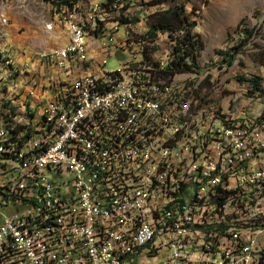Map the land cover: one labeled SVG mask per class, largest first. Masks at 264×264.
<instances>
[{
    "label": "built area",
    "instance_id": "obj_1",
    "mask_svg": "<svg viewBox=\"0 0 264 264\" xmlns=\"http://www.w3.org/2000/svg\"><path fill=\"white\" fill-rule=\"evenodd\" d=\"M109 6L128 8L123 0ZM109 6L94 3L96 23L68 18L44 27L61 29L64 43L33 58L41 63L52 54L55 70L25 71L50 92L27 103L10 97L27 115L47 117L48 126L21 128L11 138L0 125V264H175V257L183 264H264L263 236L223 234V225L251 232L264 223V100L250 94L248 104L231 110L228 101L203 100L199 70L173 71L172 61H163L172 53L166 31H154V62L143 64L136 40L123 38L122 29H141L154 10L144 21L134 13L129 23L107 22L96 32L97 60L59 67L60 56L89 50L87 24H98ZM183 91L200 102L184 105ZM146 229L153 238L124 256L126 241ZM109 254L118 262L107 263Z\"/></svg>",
    "mask_w": 264,
    "mask_h": 264
},
{
    "label": "rangeland",
    "instance_id": "obj_2",
    "mask_svg": "<svg viewBox=\"0 0 264 264\" xmlns=\"http://www.w3.org/2000/svg\"><path fill=\"white\" fill-rule=\"evenodd\" d=\"M90 1L93 0H75L82 5ZM111 1L114 4V0ZM102 2L107 3V0ZM123 2L127 3L128 8L111 6V9H108L107 22L114 20L117 23H129L134 13L144 21L150 10H159L173 4L182 5L184 14L196 23L192 31L199 35L203 43L193 63V70H199L200 77L203 78L199 88L203 100L213 101L217 106L228 101L230 110L248 104L252 99L250 94L258 100H264V91L261 89L264 86V0H162L158 3L152 0H123ZM57 8L58 6L51 2H44L42 6V0H0V16L4 15L7 18L5 22L0 19V113L10 107L17 121L24 120L26 111L22 112L23 108L10 103L11 100L4 94L7 92L5 88L7 89L9 81V78H6L7 74L14 78L19 72L17 69L19 64L22 63V69L30 68L37 52L48 51L64 42L65 36L61 29L52 31L43 27L45 22L53 19ZM244 29L250 30L247 37L244 35ZM147 30V24H141V29L124 27L122 37L136 40L144 51L153 54L154 57L157 35L149 42L146 39V32L143 37V31ZM164 44L172 51L173 43L169 38ZM91 46L95 51V42ZM232 46L238 47L230 62L217 54L218 49ZM8 56L13 66L12 62L7 61ZM21 56L27 57V60H21ZM171 56L172 53H163L164 60ZM113 58H108L110 68L114 66ZM23 62H27V65H23ZM253 75L261 77L260 88L251 89L252 85L247 78ZM241 76L246 79H242ZM184 79H191V72H184ZM17 96L15 95L13 99ZM185 96L190 99V106H196L200 102V95L186 91ZM27 97L28 95L25 98ZM34 107L36 111L37 107ZM258 229L262 230L256 234L255 239L264 237V223L258 226Z\"/></svg>",
    "mask_w": 264,
    "mask_h": 264
},
{
    "label": "bare ground",
    "instance_id": "obj_3",
    "mask_svg": "<svg viewBox=\"0 0 264 264\" xmlns=\"http://www.w3.org/2000/svg\"><path fill=\"white\" fill-rule=\"evenodd\" d=\"M98 0L90 1L87 4H78L74 0H70L68 3H62L59 8H57L54 12L53 19L45 22L43 27H51L58 24H64L68 22V18L71 20H81L86 19V23H96L98 21V14L91 13L93 9L94 3ZM106 3V2H105ZM103 4L101 0V5ZM55 8V7H54ZM108 9L111 7H106L101 10L99 13V21L98 24H87L86 29V44L91 46L93 42H95V51L93 46H91V50H83L82 52H73V54L62 55L58 58L59 67H66L75 62H88V60H97V54L100 53V45L99 40L96 39V32L99 29H107V16ZM140 49V59L145 65H153L154 57L148 52L144 51L139 43H136ZM167 59V58H166ZM172 59V58H171ZM164 60L163 61H169ZM8 61V60H7ZM5 61V62H7ZM41 61L43 62H53L52 54H44L41 56ZM149 79H156V70H149ZM186 91H183L182 101L184 105L190 106V99L186 96ZM193 102V101H192ZM11 103V102H10ZM24 112V110H22ZM70 112H78V105H70ZM16 115L11 112L10 107L3 109V112L0 113V125L1 127L7 131L11 138L20 137V129L21 128H33L40 129L41 127L48 126V118L47 117H35L27 115L25 112L24 120L17 121ZM243 189L252 190V183L243 182ZM172 207H179V200H172ZM209 212H216V202H209ZM262 229H258V231H251L249 227L237 228L231 227L229 225H223V234L229 236H244L250 234V239H255V236ZM200 234H207V226H200ZM147 238H153V229H146V235H138V241H126V248L124 249V256H132V249H139L140 244H147ZM118 262V254H109L107 256V263H116ZM175 264H183L182 257H175Z\"/></svg>",
    "mask_w": 264,
    "mask_h": 264
},
{
    "label": "trees",
    "instance_id": "obj_4",
    "mask_svg": "<svg viewBox=\"0 0 264 264\" xmlns=\"http://www.w3.org/2000/svg\"><path fill=\"white\" fill-rule=\"evenodd\" d=\"M50 1H60V0H50ZM75 1V0H74ZM154 3L161 2L162 0H152ZM58 8L62 3H55ZM106 6L112 5L111 0H107ZM111 7V6H109ZM136 19V18H133ZM147 31L146 39L147 41H153L156 33L154 31H166L168 32L170 39L172 40L173 54L169 61L171 62V67L173 71H186L190 70L194 66V59L198 50L201 49L203 43L202 39L197 33L192 31L195 26V21L191 20L187 14H184L182 5L173 4L166 8L159 10H154L148 14L147 20ZM247 37L250 30L244 29L243 31ZM238 46L227 47L225 49H218L217 54L222 56V59L230 62L236 52ZM189 58V62L187 59ZM242 79H246L241 76ZM251 83V89H257L259 87L261 77L258 75H253L247 78ZM264 91V86L261 88Z\"/></svg>",
    "mask_w": 264,
    "mask_h": 264
},
{
    "label": "crops",
    "instance_id": "obj_5",
    "mask_svg": "<svg viewBox=\"0 0 264 264\" xmlns=\"http://www.w3.org/2000/svg\"><path fill=\"white\" fill-rule=\"evenodd\" d=\"M62 43H64V42H62ZM89 51H92L91 46H89ZM27 55H29V54H27ZM20 58H21V60L22 59L27 60V57L24 58V56H21ZM48 63H51V64H48ZM45 64H47V65H45ZM31 65L33 66L34 70H36V71L37 70L38 71L46 70L47 74H52L55 70V67L53 66L52 62L41 61V63H38L37 61L34 60L33 63H31ZM22 67H23L22 63L19 64V66H17V69H19V72H17L15 77H14L15 82H11V81L7 82L8 88L7 89L5 88V90L7 92L6 93L4 92V94L6 96H8V99L11 100V98H12V100L15 102H21V101H29V99L34 101V100H36V98H35L36 96H39V98H42L45 95L48 96V93L50 91H48L47 89L42 90L43 79L39 78V80L37 81V83L35 85L31 84V82L28 81V78H29V75L31 74V71L30 70L25 71V69L24 68L22 69ZM12 83L16 85V87L14 88L13 91H12L13 88H11ZM30 91L33 93L30 94ZM15 95H18V96L16 99H13ZM27 95H28V97L26 99L25 97ZM12 100H11V103H14Z\"/></svg>",
    "mask_w": 264,
    "mask_h": 264
}]
</instances>
